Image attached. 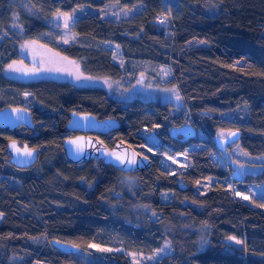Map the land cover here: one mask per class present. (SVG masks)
I'll return each instance as SVG.
<instances>
[{
	"label": "trees",
	"instance_id": "trees-1",
	"mask_svg": "<svg viewBox=\"0 0 264 264\" xmlns=\"http://www.w3.org/2000/svg\"><path fill=\"white\" fill-rule=\"evenodd\" d=\"M80 6L92 12L72 25L79 42L51 43L53 49L77 60L91 79L125 74L113 60L116 50L124 63L167 66L166 82L178 89L180 110L139 98L122 102L99 86L33 74L30 66L19 77L6 75L7 63L24 58L14 19L25 38L43 44L40 34L51 15ZM135 6L139 10L127 17L102 16ZM3 106L29 109L34 126L0 127V264H134L128 253L150 255L164 245L168 252L140 264H264V212L233 197L229 179L238 171L215 157L213 140L221 130H237L238 139L226 149L236 145L264 156V0H0ZM71 111L117 119V130L100 135L108 146L122 139L146 154L135 147L143 142L137 132L158 127L159 150L166 154L193 142L203 147L191 150L190 166L175 174L159 165L156 154H146L152 159L148 169L130 172L95 157L73 164L62 147L73 135L66 129ZM183 124L204 136L177 135L174 129ZM10 141L36 149L37 161L13 165ZM206 179L209 186L199 194L195 186ZM234 181H264V167ZM53 240L80 250L97 245L121 251L91 253L98 259L89 260L61 251Z\"/></svg>",
	"mask_w": 264,
	"mask_h": 264
},
{
	"label": "rangeland",
	"instance_id": "rangeland-1",
	"mask_svg": "<svg viewBox=\"0 0 264 264\" xmlns=\"http://www.w3.org/2000/svg\"><path fill=\"white\" fill-rule=\"evenodd\" d=\"M139 7L140 6H135L132 9L115 8L106 11L102 16L119 19L134 14V12L139 10ZM87 12L92 11L86 6L76 7L70 13H64L61 11L54 12L48 20V29L40 34V39H47L43 44L37 41V43H34L25 38L22 29L14 19L12 27L18 31V35L21 37V40L18 43V49L24 58L12 60L7 63L4 67L6 75L11 78L19 77L23 67L30 66L34 70L31 71L33 74L37 73L41 76H53L62 80L69 79L77 85L88 83L99 86L105 89L109 96L122 102L139 98L145 102L159 101L161 103H168L180 110L182 107V99L178 89L174 85H167L166 82L171 77L170 69L167 66L156 65L155 63L145 60L131 61L130 64L124 63V61L118 56V50H116L117 52H113V60L114 62H120L125 70H127L125 74L118 80H112L109 78L91 79L80 72L79 62L77 60L67 58L56 49H53L51 43L68 45L79 42L78 35L72 30V25L78 17H83ZM106 47L114 48L111 44H108ZM24 93L25 95H29L26 92ZM187 116L186 112L181 114L182 120L185 123L187 121ZM158 129V127H155L152 130H142L141 128L140 132L138 131L137 133L143 138V142L135 147L151 156H154L155 154L158 155L160 158L159 165L166 169L169 174H175L187 169L190 166L188 153L191 150L203 147V145L200 142H193L182 152L172 155L166 154L159 150L161 138L157 134ZM169 131H172V129L169 128ZM230 132L231 130H221L214 136L213 140L216 136L224 137ZM196 136L204 135L203 132L198 131ZM215 157H217L220 163L229 170H237L241 177H246V174L255 173L264 167V156H250L236 145H232L224 152H216ZM127 179L131 181L130 178ZM209 183L210 179L200 181L198 185L195 186V191L199 194H204ZM229 189L235 199L264 212V181H248L238 184L233 179H229ZM167 197L168 195L166 198ZM82 250H79L77 257L96 260L98 258H93L91 253L103 254L108 252L111 254L121 251V248L112 249L90 245ZM166 252H168V248L164 245L150 255L143 256L128 253L127 256L134 264H140L144 259L154 260Z\"/></svg>",
	"mask_w": 264,
	"mask_h": 264
},
{
	"label": "water",
	"instance_id": "water-1",
	"mask_svg": "<svg viewBox=\"0 0 264 264\" xmlns=\"http://www.w3.org/2000/svg\"><path fill=\"white\" fill-rule=\"evenodd\" d=\"M33 128L34 123L29 109L23 106L0 107V127L16 129L18 127ZM120 126L117 119L112 117L97 118L90 112L71 111L68 114L66 129L73 135L62 141L65 157L73 164H80L90 158H100L105 163L122 168L125 172L144 170L151 166L152 159L134 149L122 139L116 140L111 146L104 143L100 135H107ZM174 132L192 139L197 134V129L192 124L177 126ZM239 131L234 130L224 137L215 138V146L219 151H224L228 144L235 142ZM10 162L17 167H29L37 161V150L25 143L19 145L16 141L7 144ZM231 179L239 181L238 172L231 174ZM54 246L65 253H77L80 247L64 240H53ZM69 264V263H65Z\"/></svg>",
	"mask_w": 264,
	"mask_h": 264
},
{
	"label": "built area",
	"instance_id": "built-area-1",
	"mask_svg": "<svg viewBox=\"0 0 264 264\" xmlns=\"http://www.w3.org/2000/svg\"><path fill=\"white\" fill-rule=\"evenodd\" d=\"M161 19H162L161 16H157L158 21H160ZM144 129H145V127H144Z\"/></svg>",
	"mask_w": 264,
	"mask_h": 264
},
{
	"label": "snow or ice",
	"instance_id": "snow-or-ice-1",
	"mask_svg": "<svg viewBox=\"0 0 264 264\" xmlns=\"http://www.w3.org/2000/svg\"><path fill=\"white\" fill-rule=\"evenodd\" d=\"M179 98V97H178Z\"/></svg>",
	"mask_w": 264,
	"mask_h": 264
}]
</instances>
